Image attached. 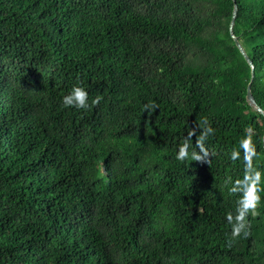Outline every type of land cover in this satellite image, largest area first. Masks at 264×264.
<instances>
[{
	"label": "trees",
	"instance_id": "obj_1",
	"mask_svg": "<svg viewBox=\"0 0 264 264\" xmlns=\"http://www.w3.org/2000/svg\"><path fill=\"white\" fill-rule=\"evenodd\" d=\"M250 83L264 110V0H0V264H264Z\"/></svg>",
	"mask_w": 264,
	"mask_h": 264
},
{
	"label": "clouds",
	"instance_id": "obj_2",
	"mask_svg": "<svg viewBox=\"0 0 264 264\" xmlns=\"http://www.w3.org/2000/svg\"><path fill=\"white\" fill-rule=\"evenodd\" d=\"M98 102V98L93 99L92 103L95 104ZM62 104L65 107H74L76 109H84L88 107V92L85 88L79 85H73L71 90L68 92V94L64 95L62 97ZM156 107L155 104L152 105H144V108L151 111ZM202 123H206L203 122ZM213 130L210 127H204L203 131L200 132L199 138L196 141V146L199 147L200 151L197 153L196 151L191 152V154L188 151L189 145L187 142L182 144L179 147V150L176 153V160L183 161L185 159H191L194 161H200L202 158L206 157L208 155V152L201 146V142L204 139V135L207 133H211ZM195 131L191 132L189 135L190 137L193 135ZM249 144V139L246 137L241 140L240 146L241 148L245 149V152H247ZM203 154V156L201 155ZM237 151L231 152V158L234 160L238 156ZM245 159H247V156H245ZM260 179V173L257 172L253 177H249L247 174L244 176L243 180L236 181V184H238L240 187L239 189L242 191V195L239 198L237 202L236 207V215L233 217L231 214H228L226 216L227 221L232 225L230 237L232 240H235V238L243 235L244 237L248 236V231L246 228V224L244 222V217L246 213L251 210V214L253 216L256 215L255 209L257 202L259 201L260 197L258 195H255L256 189L253 187ZM251 181V183L248 185L247 188L244 187L245 182ZM233 191H236V188L232 189ZM233 220L235 222H233Z\"/></svg>",
	"mask_w": 264,
	"mask_h": 264
},
{
	"label": "water",
	"instance_id": "obj_3",
	"mask_svg": "<svg viewBox=\"0 0 264 264\" xmlns=\"http://www.w3.org/2000/svg\"><path fill=\"white\" fill-rule=\"evenodd\" d=\"M236 13H237V5L235 4L234 7V12H233V19L231 22V34L232 37L234 38L238 48L240 49L241 53L243 54V56L246 58V60L248 61V63L251 65L252 69H254V64L252 62V60L250 59V57L248 56V54L246 53L244 47L242 46V44L240 43V41L238 40V38L234 35L233 33V25L235 22V18H236ZM247 101L249 102V104L257 111H259L261 114L264 115V110L261 108V106L256 102L255 97L251 91V83L248 86V90H247ZM263 144H264V138H263Z\"/></svg>",
	"mask_w": 264,
	"mask_h": 264
}]
</instances>
